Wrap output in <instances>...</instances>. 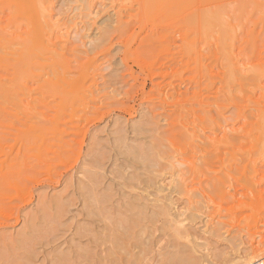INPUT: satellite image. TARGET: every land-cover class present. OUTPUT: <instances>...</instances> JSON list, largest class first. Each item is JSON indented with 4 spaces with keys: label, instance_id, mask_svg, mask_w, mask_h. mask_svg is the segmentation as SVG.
Returning a JSON list of instances; mask_svg holds the SVG:
<instances>
[{
    "label": "rangeland",
    "instance_id": "obj_1",
    "mask_svg": "<svg viewBox=\"0 0 264 264\" xmlns=\"http://www.w3.org/2000/svg\"><path fill=\"white\" fill-rule=\"evenodd\" d=\"M22 2L0 0V264L264 260V0H40L37 42Z\"/></svg>",
    "mask_w": 264,
    "mask_h": 264
},
{
    "label": "bare ground",
    "instance_id": "obj_2",
    "mask_svg": "<svg viewBox=\"0 0 264 264\" xmlns=\"http://www.w3.org/2000/svg\"><path fill=\"white\" fill-rule=\"evenodd\" d=\"M22 7L19 8L20 13L25 15L26 20L28 21V23L31 25L30 27L32 28V30L35 31V34H33L31 36V39H33L34 42H37L39 39H41V33L40 32H45V29L47 30L48 28H50L49 24L47 23L48 20L45 16L44 10L40 7V0H22ZM47 26V28H46ZM33 32V31H32ZM137 154V153H136ZM139 154V153H138ZM137 154V155H138ZM180 221V220H179ZM180 224V223H179ZM180 226V225H179ZM126 230V229H125ZM212 231V230H211ZM126 232V231H125ZM124 233V231L122 232ZM119 237V235H116ZM114 235H112L114 241L119 240L117 237ZM122 237V235H120ZM111 237V236H110ZM187 237V236H186ZM113 239H111L113 241ZM122 240V239H120ZM119 240V242H121ZM113 243V242H112ZM115 243V242H114ZM113 243V244H114ZM119 244V243H117ZM121 245V244H120ZM123 246V245H122ZM112 247V246H110ZM113 248V247H112ZM117 248V246H116ZM124 248V247H121ZM191 248V247H190ZM119 249V246L118 248ZM115 250V249H114ZM120 250V249H119ZM121 252L124 251L123 253H125L126 251L121 249ZM129 251V250H128ZM194 250L191 249V251H189L190 253L184 252L181 249H177L174 252H171L168 258H166L165 261H161L162 264H199L197 257L194 255L195 252H193ZM142 252V251H141ZM114 253V252H113ZM120 253V252H118ZM128 253V252H127ZM164 253V252H163ZM129 254V253H128ZM166 254V253H165ZM117 255V254H116ZM168 255V253H167ZM166 255V256H167ZM125 256H127V254H125ZM132 257V256H131ZM160 257V255H159ZM163 257V256H161ZM165 257V255H164ZM243 258V257H242ZM245 258V257H244ZM243 258V259H244ZM247 258V257H246ZM161 260V259H160ZM159 260V261H160ZM242 262L244 260L240 259ZM158 261V262H159ZM157 262V263H158ZM134 263V262H133ZM156 263V264H157ZM160 264V263H159ZM202 264V263H201ZM242 264H264V260L263 259H258L257 261H253V258H249L246 259L244 263Z\"/></svg>",
    "mask_w": 264,
    "mask_h": 264
}]
</instances>
